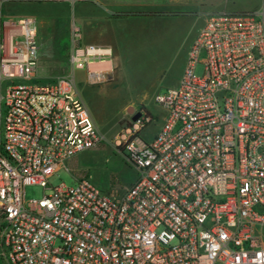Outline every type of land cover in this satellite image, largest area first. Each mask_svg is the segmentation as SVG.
<instances>
[{"label": "built area", "instance_id": "2783aa9c", "mask_svg": "<svg viewBox=\"0 0 264 264\" xmlns=\"http://www.w3.org/2000/svg\"><path fill=\"white\" fill-rule=\"evenodd\" d=\"M54 2L94 0L0 5ZM70 40L72 74L39 81L35 18L0 19V264H264V8L206 18L153 138L143 113L115 138L137 172L122 193L49 183L102 142L74 72L114 70L111 47ZM31 185L50 193L26 201Z\"/></svg>", "mask_w": 264, "mask_h": 264}, {"label": "rangeland", "instance_id": "374dc122", "mask_svg": "<svg viewBox=\"0 0 264 264\" xmlns=\"http://www.w3.org/2000/svg\"><path fill=\"white\" fill-rule=\"evenodd\" d=\"M72 3H10L0 5L2 17H34L38 40L40 77L53 78L72 74L69 64L71 25L79 14L100 12L93 5L80 10ZM264 8V0H181L176 3L134 5L125 20L113 21L106 14L101 30L88 23L84 40H99L111 46L116 64L111 79L90 85L83 70L74 72L75 91L88 111L95 116L102 142L95 148L78 153L53 176L52 187L64 183L70 187L76 179L86 177L102 193H122L136 179L137 172L127 164L122 150L114 146L119 132L137 113L152 118L142 137L153 138L161 118L154 96L172 86L181 76L190 46L210 10L256 11ZM108 9V7H107ZM108 11V10H107ZM127 18V19H126ZM111 20V21H109ZM196 76L202 74L198 65ZM50 190L38 185L25 188V200H38ZM264 240V228L261 230Z\"/></svg>", "mask_w": 264, "mask_h": 264}, {"label": "crops", "instance_id": "0c3cea01", "mask_svg": "<svg viewBox=\"0 0 264 264\" xmlns=\"http://www.w3.org/2000/svg\"><path fill=\"white\" fill-rule=\"evenodd\" d=\"M180 1L181 0H94L93 3L78 2L77 4L80 5V10L81 9L82 10L86 9V5H93V6L97 7L98 9H100V12H95L91 16L90 15H85L83 13L79 14L77 23L73 22L71 27L73 25H75L81 31L82 41L84 43H86V44L103 45V44H99L100 43L99 40H96V39H93L92 41L84 40V36H83L84 31H83V29H84V27L86 25H88V23H92V28L93 29L101 30L103 28V26H104L103 22L106 21V16H105L106 14L110 15L111 17L113 16L114 17L113 21L114 20L115 21H117V20H120V21L122 20L123 21V20H125V17L122 18V16L126 15L128 8H130L131 6L143 5V4H148V3H150L152 5H158V4H164L166 2L167 3H176V2H180ZM192 1L196 2V0H192ZM107 7H108V9H107ZM241 12H244V11H233V10H227V11L215 10V11H213V10H210V11L206 12V14L212 15V14H218V13H241ZM247 12H251V11H247ZM109 21H111V20H109ZM106 46H108V45H106ZM109 47H111V46H109ZM115 59H116V57H115V55L113 53L114 68H115V64H116V62H115L116 60ZM37 70H38V63H37V69H36V72H35V78L37 80H39V81H50V80H53V79H55L57 77H61V76H57V77H53V78L40 77L39 75H37ZM178 80L170 87L175 86L178 83ZM160 114H161V110H160ZM90 116H91V118H92V120H93V122L95 124V127H96V129L98 131L99 129H98V125H97V121H96L95 116L92 115L91 113H90ZM152 122H153V120H152ZM160 123H161V118L159 117L158 118V125H157V128H156L153 136L156 134ZM145 129L143 130V132L145 131Z\"/></svg>", "mask_w": 264, "mask_h": 264}, {"label": "water", "instance_id": "95a60500", "mask_svg": "<svg viewBox=\"0 0 264 264\" xmlns=\"http://www.w3.org/2000/svg\"><path fill=\"white\" fill-rule=\"evenodd\" d=\"M139 116H140L139 113L135 114V115L132 117V121H135Z\"/></svg>", "mask_w": 264, "mask_h": 264}, {"label": "flooded vegetation", "instance_id": "af4514ba", "mask_svg": "<svg viewBox=\"0 0 264 264\" xmlns=\"http://www.w3.org/2000/svg\"><path fill=\"white\" fill-rule=\"evenodd\" d=\"M140 114V113H139Z\"/></svg>", "mask_w": 264, "mask_h": 264}]
</instances>
